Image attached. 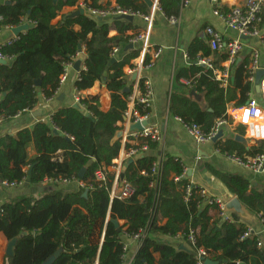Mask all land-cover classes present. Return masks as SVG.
Here are the masks:
<instances>
[{"label":"trees","instance_id":"trees-1","mask_svg":"<svg viewBox=\"0 0 264 264\" xmlns=\"http://www.w3.org/2000/svg\"><path fill=\"white\" fill-rule=\"evenodd\" d=\"M81 0H5L0 5V29L19 26L28 20L30 28L0 48V55L10 58L0 64V123L30 112L39 103V94L53 98L61 86L66 66L85 48V69L75 83L76 91L93 88L105 81L111 92V108L100 110L94 100L82 98L77 108L68 106L56 111L50 122H39L33 129H24L15 135L0 138V181L22 182L28 179L34 188H41L45 180H79L83 168L86 173L76 189L61 183L50 184L52 190L38 197L22 196L9 200L0 207V233L10 241L17 238L14 256L7 264H43L61 250L53 264H127L125 250L127 236L147 231L148 236L138 247L131 264H205L209 259L218 264H264V247L254 234L244 237L248 225L237 215L232 221L223 220L221 210L209 204L200 194V186L191 185L189 178H181L186 167L171 156L162 158L161 176L157 189L150 188L154 177L153 165L157 157L151 154L158 144L142 140L150 147L147 154L133 162L124 163L125 179L134 195L127 199L112 198L115 175L108 169L118 158L121 142L112 143L128 109L130 93L124 68L139 56L131 52L124 59L111 64L114 49L130 43L137 26L124 19L98 17L80 11ZM102 0H86L92 8L107 5ZM121 9L148 15L143 0H117ZM181 0H160L161 11L168 18H178ZM65 8H77L64 15ZM78 28V30H77ZM115 31L116 36L110 37ZM212 58V68L204 70L205 84L197 82L196 66L181 71L178 79L191 82L202 101L188 93H173L170 114L185 124H194L209 136L219 120L227 116L228 104L235 99V108L247 104L250 94L264 74H255L250 80V56L236 60L230 66V79L226 88L218 80L217 71L228 61L225 53L211 50L207 41L195 38L188 50L190 60L198 56ZM132 67V66H131ZM40 81V86H37ZM83 107V108H82ZM54 129L58 134L54 133ZM241 137L244 130L236 131ZM34 147L36 155L29 149ZM132 146L127 144L125 149ZM215 148L225 156L256 157L264 155V142L247 149L235 138L220 139ZM92 160H96L95 163ZM31 169V174L29 171ZM102 170L105 181L96 177ZM209 170L238 198L241 204L264 224V189H252L249 181L239 175ZM87 196H84L85 192ZM217 211L213 217V212ZM111 220L123 222L116 228ZM194 232L196 244L189 241ZM182 236L188 249L182 250L169 240ZM206 257L201 260L199 251Z\"/></svg>","mask_w":264,"mask_h":264},{"label":"crops","instance_id":"crops-1","mask_svg":"<svg viewBox=\"0 0 264 264\" xmlns=\"http://www.w3.org/2000/svg\"><path fill=\"white\" fill-rule=\"evenodd\" d=\"M244 1L245 0H218V3L216 4L212 0H191V4L187 8L180 10V15L177 21H172L170 18L166 17L162 11H158L155 8H149L147 5L148 16H150L152 21L148 22L142 17H134L133 23L137 26V29L134 32L128 33L132 36L141 32H147L150 35V45L162 50L161 57L156 62L155 67L147 74L154 92L153 106L150 112V123L158 126L163 133V140L158 144V149L150 153L156 156L157 159L171 156L181 160L186 167L187 178H189L190 182L205 188L210 196L221 198L227 204L231 199L237 197L232 195L223 182L212 174L209 167H213L226 174L243 176L249 181L250 187L257 190L264 189V174L255 173L248 168L237 165L225 155L218 153L215 148V143L213 142L197 144L190 137L183 124L170 114L169 108L173 93H188L190 95V93L195 90L198 98H194L198 101H202V96L197 92L196 88L191 84L190 86L187 85L190 81L185 78L178 79V75L181 71L189 69L191 66H196L199 70L196 78L197 82L201 85L205 84L204 70L207 68L209 69V67L202 63L198 64L197 60H190L188 57L189 47L195 38L199 36L208 43V37L206 35V29L208 28L219 31L224 36L225 40L237 38V32L226 29L222 19L215 14V10L217 8L221 13H225L232 7L244 3ZM85 2L86 0H81L79 2V7L82 8ZM4 3L5 0H0V5ZM101 4L115 7L117 6V0H102ZM76 10L77 8H65L53 23L57 24L61 21L64 15ZM29 25L28 20H24L19 26ZM19 26L3 27L0 29V48L17 37L14 35L13 30ZM26 32L27 30L22 31L19 36ZM116 35L117 33L115 31L110 33V37ZM132 40L130 43L124 44L118 48L113 59L117 62L130 55L131 52L139 53V56L131 61L130 65L132 67L128 65L124 68L127 88L129 89L128 93H130V96H135L136 83L132 80L135 73H131V69H134V67L140 63L143 59L144 53L143 43H133ZM245 44L246 46L242 57L250 56L251 60L252 53L256 51L259 60L256 74H264V40L259 38L247 39ZM131 45L132 48H129ZM85 58V48L82 47V51L76 56L72 66L68 68L66 80L61 84L56 95L51 99H45L40 92L39 103L34 110L21 114L10 121L0 123V138L6 135H15L24 129H33V127L39 122H50L51 116L56 111L64 107L75 105V97L77 95L75 83L79 77L80 71L85 69ZM198 58L202 57L199 55ZM202 59L210 60L212 65V58L205 57ZM77 61H81L79 72L74 69V63ZM231 65L232 64L227 61L222 65L224 71L216 72L217 78L223 82L224 88L227 87L230 79ZM258 84L259 82L254 85V89L250 94V99H256L261 104H264L260 92L257 91ZM80 96L82 98L94 100L95 104H97L103 112H107L111 108V92L106 88L104 80L96 82L93 88L81 92ZM234 107L235 99H232L228 104L227 111ZM124 124L125 119H123L122 122L117 123L116 126L119 128V131L123 132ZM238 129H243L245 135V128L231 120L229 124L222 128L224 135L221 139H236L237 136H240L236 132ZM242 137L244 138L243 144H245L247 149H250L254 143L246 137ZM29 152L31 156L36 155L34 147H31ZM62 185H65L70 189H76L79 186V183L72 182ZM42 187L52 186L43 183ZM40 192L43 191H40V188L32 187L28 179H24L22 183L15 188H5L0 186V207L9 200L18 197H38ZM217 213V211H214L213 217L216 216ZM248 213L250 214V219L247 220L234 212H230L228 216L226 213L225 216H222L224 221H232L233 215H237L254 231L255 235L262 242V247H264V224L249 211ZM121 224H123V222H119V225ZM169 241L176 246H183L185 249H188L182 236H178L176 239ZM8 242L9 241L5 236L0 233V264H7L8 256L6 255V251ZM126 245L127 253L125 258L127 264H131L137 253L138 245L132 240H127Z\"/></svg>","mask_w":264,"mask_h":264},{"label":"built area","instance_id":"built-area-1","mask_svg":"<svg viewBox=\"0 0 264 264\" xmlns=\"http://www.w3.org/2000/svg\"><path fill=\"white\" fill-rule=\"evenodd\" d=\"M214 3H218V0H212ZM191 4V0H181V10L187 8ZM152 8L161 11L160 0H152ZM82 9L87 10L90 14L100 18H118L124 16L142 17L145 21L151 22L150 16H145L140 13L133 12L131 10L121 9L118 6H106L105 8L98 9L92 8L83 4ZM215 14L218 15L226 29L235 31L238 37L235 39L225 40L224 36L217 30L212 28L206 29V35L208 37V43L210 48L214 52L225 53L228 56V62L233 64L236 60L242 59V55L245 49V41L247 39L259 38L264 40L263 30H264V0H245L244 3L232 7L229 11L221 13L219 9L216 8ZM178 18H171L172 21H177ZM1 20V17H0ZM149 33L141 32L133 38V43L142 42L143 43V59L138 63L134 69H131V73L136 75V94L135 96H130L128 98V109L124 114L125 124L123 129V135L121 142V150L117 159L114 160L113 166L108 170L113 172L115 175L114 183L111 190L112 198L127 199L134 195V190L131 184L125 179H121V174H124V163L129 159L134 160L140 155L147 154L150 151V147L147 143L142 140H149L152 143L160 144L163 140V133L160 128L156 125L150 123V112L153 106V88L151 81L147 74L151 71L156 62L159 60L162 54L161 49L154 48L149 43ZM9 41L7 44H9ZM117 53V49H114L113 56ZM0 59L10 61V58L0 55ZM198 64H204L209 68H212L210 60L198 58ZM258 53L254 51L251 55L250 64L248 65V72L250 74V80L254 79V76L258 68ZM72 64L66 66L64 74L61 77V84L66 80L68 68ZM190 82L187 83L190 86ZM260 94L264 102V77L260 81ZM81 92L77 91L75 97V105L80 104L82 97ZM227 116L229 119L233 120L236 124L243 126L245 128V135L254 145L259 142H264V104H261L256 99H249L247 104L241 108H233L227 111ZM185 127L186 131L190 137L197 143L203 144L207 142H213V139L218 135L222 128L229 124L227 120L217 121L214 130L209 136H206L200 127L194 124H185L181 119L176 118ZM146 123V124H144ZM134 124H140L142 126L141 130H132L131 127ZM55 130V129H54ZM129 144L132 147L130 149H125L126 145ZM218 153L219 150L216 149ZM221 154V153H220ZM228 159L235 162L237 165L248 168L255 173L264 174V155H257L256 157H238L236 155L226 156ZM162 158L157 159V162L153 165L152 174L153 181L150 184V188L157 189L159 185V180L161 176ZM96 177L100 181L106 180V175L102 170L96 172ZM187 177V170L185 169L181 177H177L176 180ZM78 182L81 187H85V184L81 183L80 180L66 181V180H45V184L53 183H72ZM22 182H8L0 181V186L5 188H15L18 187ZM195 185L191 183L187 187V195L191 193V186ZM200 194L205 198V201L209 204H215L221 210V214L225 216V208L227 203L216 196H210L208 191L200 187ZM227 219V217H226ZM254 231L249 228L245 233L244 237H249L254 235ZM148 236L147 231H141L134 236H127V240H132L138 247L142 241ZM189 241L196 244V239L194 237V232L192 231L189 236ZM259 246H263L262 242L259 240ZM127 251V245L125 246ZM206 257V252L204 250L199 251V258L203 260Z\"/></svg>","mask_w":264,"mask_h":264},{"label":"water","instance_id":"water-1","mask_svg":"<svg viewBox=\"0 0 264 264\" xmlns=\"http://www.w3.org/2000/svg\"><path fill=\"white\" fill-rule=\"evenodd\" d=\"M149 8H152V0H143ZM85 11L84 9H81L80 11H76L75 14L76 15H79V14H84ZM120 19H124V20H127L129 22H133L134 21V17L133 16H124V17H121ZM99 20H101L99 18ZM30 28V25L29 26H19L17 27L16 29L13 30V33L15 36H19V34L24 31V30H28ZM129 48H132V45L129 47ZM82 51V46H79V52ZM240 61V59L238 60V62ZM115 62V59H112L111 60V64H113ZM196 63V62H195ZM0 64H3V65H6L8 64V62L6 60H3V59H0ZM80 65H81V61H77L74 63V69L76 71H80ZM133 81L136 80V75L133 77L132 79ZM37 86H40L41 82L40 81H37ZM126 93L129 92V89L126 88L124 90ZM257 91L260 92V85L258 84L257 86ZM191 97H195V98H198L197 97V94L195 92V90H193L191 93H190ZM73 107L77 108L78 106L77 105H73ZM146 124V123H144ZM132 130H141L142 129V126H140V124H134L132 125L131 127ZM54 133L55 134H58V131L57 130H54ZM122 135H123V132L122 131H118L113 140H112V143H115V142H118L122 139ZM223 131L221 130L218 135L213 139V143H216L218 140H220L221 138H223ZM236 140H238L239 142L243 143L244 142V138L241 137V136H237L236 137ZM93 163L96 162V160H92ZM133 160H130L128 163H132ZM86 170L87 168H83L79 174V180L82 179L86 173ZM29 174H31V169L29 171ZM121 179H124V174H121ZM46 190H52V187H41L40 188V191H46ZM88 194V192L86 191L84 193V196L86 197ZM230 212H234L236 214H238L240 217H242L243 219H250V214L248 213V211L244 208V206L241 204V202L238 200V198H233L229 201V203L226 205V208H225V213L226 215L228 216L230 214ZM111 222L115 225L116 228H119V222L118 220H111ZM16 241H17V238L13 239V240H10L8 242V245H7V251H6V255L8 257H13L15 252H14V248H15V244H16ZM182 250L185 249V247L181 246L180 247ZM60 253H61V250H59L55 255H53L52 257H50L48 260H46L43 264H53L57 258L60 256ZM205 264H218L217 262H213L209 259H206L205 260Z\"/></svg>","mask_w":264,"mask_h":264}]
</instances>
